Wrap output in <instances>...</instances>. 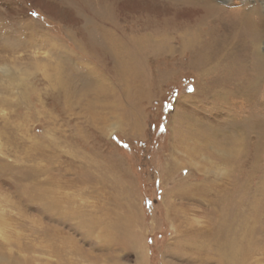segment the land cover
Wrapping results in <instances>:
<instances>
[{"label": "rangeland", "instance_id": "1", "mask_svg": "<svg viewBox=\"0 0 264 264\" xmlns=\"http://www.w3.org/2000/svg\"><path fill=\"white\" fill-rule=\"evenodd\" d=\"M168 1L0 0V264H264V138L224 161L181 118H225L195 103L222 73L179 57Z\"/></svg>", "mask_w": 264, "mask_h": 264}, {"label": "bare ground", "instance_id": "2", "mask_svg": "<svg viewBox=\"0 0 264 264\" xmlns=\"http://www.w3.org/2000/svg\"><path fill=\"white\" fill-rule=\"evenodd\" d=\"M156 1L161 3L164 0ZM229 1L173 0L168 3L177 10L179 57L188 58L189 64L200 63L202 75L208 74L212 69L220 70L222 73V77L217 76L218 78L216 77L214 81L205 83L201 99L194 102L202 106L203 104L212 105L215 113H220L225 118L218 124L202 120L200 111H196L198 104L194 106L195 111L182 108L181 118L191 119L193 131L195 135H198L196 139H203L204 146L207 148L211 146V149L216 150L222 140L231 139L234 151L230 148V152L218 153L221 160L235 159L245 162L256 158V155L244 153L247 140L253 138L252 144L256 145L261 138H264V53L260 50V45L264 44V26H262L264 24V1L261 6L244 0L242 6L236 9L231 8ZM215 37L217 40L214 39ZM241 44H244L246 49L244 54L248 53L246 55L250 62L247 71L244 72L241 71V63L236 58L237 48ZM64 53V58L70 62L69 64L77 60L73 52L65 51ZM224 59L226 62L222 63ZM77 61L82 62L80 59ZM71 65L72 67L65 66V71L68 69V72L65 77L62 75L63 78H60L58 82L61 85L58 93L67 99L72 93L71 78L74 76L75 68L73 64ZM58 75L61 76L60 73ZM85 77L89 80L95 79L94 69H86ZM55 79L58 78L55 77ZM134 124L129 122L130 127H136ZM228 128L232 130L227 131ZM231 131L234 134L229 135L228 132ZM239 245L241 246V242L238 240L231 253L222 252L225 254L222 259L223 263L248 264V252L251 251L244 250V254L239 253ZM6 259L5 256L0 257L1 261Z\"/></svg>", "mask_w": 264, "mask_h": 264}]
</instances>
